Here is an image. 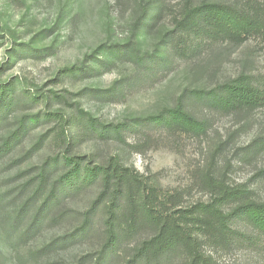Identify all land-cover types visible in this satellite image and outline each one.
Here are the masks:
<instances>
[{
	"label": "rangeland",
	"instance_id": "374dc122",
	"mask_svg": "<svg viewBox=\"0 0 264 264\" xmlns=\"http://www.w3.org/2000/svg\"><path fill=\"white\" fill-rule=\"evenodd\" d=\"M200 2L201 0H196ZM242 8L264 0H209ZM163 5L165 16L146 34L133 36L140 3ZM185 0H0V85L12 86L11 106L0 114V147L26 123L20 141L0 155V264H93L105 243V211L93 215L86 235L72 240L101 191L99 183L63 198L38 232L22 237L28 219L14 222L33 195L38 168L69 153L105 165L117 157L155 188L161 202L188 209L210 204L208 175L245 186L264 204V107L224 114L193 106L209 124L206 135H180L147 123L146 118L176 105L186 90H211L240 76L264 89V35L242 45L204 41L184 47L173 16ZM152 60L138 63L133 46ZM135 50V49H134ZM84 67L77 75L68 69ZM110 90L109 95H105ZM77 110L106 125L129 124L124 142L84 138ZM51 117H46L50 114ZM25 132V133H24ZM40 144L32 154L36 144ZM64 173L63 168L51 182ZM230 210V208L228 209ZM240 235L227 249L207 246L215 264H264V233L237 222ZM22 229V230H23ZM153 232L122 234L106 264H128L134 249ZM182 264L181 260L173 263Z\"/></svg>",
	"mask_w": 264,
	"mask_h": 264
},
{
	"label": "trees",
	"instance_id": "16d2710c",
	"mask_svg": "<svg viewBox=\"0 0 264 264\" xmlns=\"http://www.w3.org/2000/svg\"><path fill=\"white\" fill-rule=\"evenodd\" d=\"M138 9L133 36L155 29L166 12L163 5L147 2H141ZM173 21L184 39L180 52L184 55L188 50L192 52L201 48L204 41L221 40L242 45L251 37L263 36L264 6L248 2L238 8L218 1L185 0L181 11L173 16ZM134 45V42L130 43L131 48ZM133 54L140 64L152 60L151 56L142 55L135 47ZM82 71L84 67H74L65 74L77 75ZM12 90L10 84L0 85V114L11 106ZM197 105L224 114L253 111L264 107V89L244 76L211 90L186 89L174 107L145 120L175 134L201 137L206 135L209 124L192 112L191 108ZM77 112L79 116L74 120H60L68 126H78L84 138L124 142V132L131 128L124 123L106 125L84 111ZM39 119V115L25 117L20 123L19 132L5 140L0 147V155L9 152L20 141L19 133L23 132L26 123H35ZM40 145L37 143L31 154ZM61 168L64 173L51 182ZM38 171L37 177L27 183V186L36 183L35 192L15 214V224L29 217L25 230L20 229L22 237L38 232L63 198L99 183L101 191L98 197L89 211L82 214V225L71 236L73 240L79 235H86L91 229L94 212L99 208L104 209L105 243L93 264H106L111 252L120 244L122 234L130 236L140 228L151 230L153 236L134 249L128 264H163L175 260H181L182 264H215V259L206 250L207 246L215 249L231 247L240 235L233 228L237 222H244L264 233V204L258 202L245 186H231L212 175L206 179L212 202L183 209L163 204L157 190L144 183L141 176L123 165L117 157L111 158L105 165H95L92 160L71 156L67 152L49 158Z\"/></svg>",
	"mask_w": 264,
	"mask_h": 264
}]
</instances>
